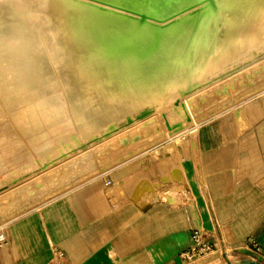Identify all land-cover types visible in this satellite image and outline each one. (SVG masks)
<instances>
[{"label": "bare ground", "instance_id": "1", "mask_svg": "<svg viewBox=\"0 0 264 264\" xmlns=\"http://www.w3.org/2000/svg\"><path fill=\"white\" fill-rule=\"evenodd\" d=\"M0 30L13 32L0 38V77L20 102L35 103L18 123L35 131L50 118L78 129L32 165L52 178L81 175L88 156L123 162L182 132L195 142L212 112L264 91V0H0ZM237 111L241 131L251 121ZM164 177L159 189L183 187L180 170ZM15 193L0 194V204ZM139 193L156 190L147 182Z\"/></svg>", "mask_w": 264, "mask_h": 264}, {"label": "crops", "instance_id": "2", "mask_svg": "<svg viewBox=\"0 0 264 264\" xmlns=\"http://www.w3.org/2000/svg\"><path fill=\"white\" fill-rule=\"evenodd\" d=\"M251 104V127L238 134L236 124L206 123L195 142L177 149L187 151L180 162H151L143 152L115 166L107 163L104 172L93 160V174L62 170L54 179L32 169L37 156L31 144L0 123V194L16 189L14 201L0 204V232L6 236L0 264H182L179 255L189 248L191 230L239 253H245L241 247L249 238L264 251V139H256L259 131L264 135V108ZM176 169L183 173V187L171 183L159 189L158 181ZM144 182L153 185L154 196L139 193ZM225 263L214 251L190 264Z\"/></svg>", "mask_w": 264, "mask_h": 264}, {"label": "rangeland", "instance_id": "3", "mask_svg": "<svg viewBox=\"0 0 264 264\" xmlns=\"http://www.w3.org/2000/svg\"><path fill=\"white\" fill-rule=\"evenodd\" d=\"M194 10L195 9H192L187 14L191 13ZM2 33H13V32L11 31L6 32V30H4L0 32V38L3 36ZM262 57H264V52H263V55L259 57V59H261ZM259 59L257 58L256 61H253L251 63H255ZM10 85H13L12 81H9V80H6L0 77V123L6 124L10 126L12 130L14 129L17 132H19V134L23 137V139L31 144L34 152L36 153L35 155L37 156V159H38V156L39 155L41 156L42 154H44L46 149H49L50 146H55L56 145L55 143H57L58 141H62L68 138L75 137L74 135L78 129L76 127L72 128L73 126L69 125L68 120L66 122L65 121L61 122L60 120H56V122L53 124L52 119L49 118L48 121L39 128V130L34 131L26 127L25 129L22 128L23 125L21 126L20 122L18 123L19 119L23 117V115H25L27 119H29V114L25 112V109L28 107L34 106L35 103H32L33 102L32 97H31L30 103L20 102L17 97H14V95L11 94L13 93L12 92L13 88H11L12 86ZM243 96H242L243 98L241 97L242 98L241 100H244V101L243 102L241 101L236 104L234 102H237V101L232 102L231 104L232 105L234 104L233 106L231 104L230 106L229 105L227 106V107H230V108H227L229 110L222 111L220 113L219 111L212 112L210 114L211 115L210 117L211 119H209L210 121L208 120L206 123L213 122L216 126H227V127L229 125H235L237 115H238L237 110L243 109V108L247 109L249 104L251 103H252L251 106L255 108L256 110L259 109L258 107H260L263 110L264 91L260 92L257 95H253L249 99L247 98L248 95L243 94ZM34 101H35V97H34ZM160 120H162V118H160ZM48 124L49 126H47ZM260 124L264 125V119L262 120ZM187 127H188V130H190L192 128V124H188ZM242 131L240 132L238 131V134H240ZM183 133L184 132L179 134L178 135L179 137L176 136L175 138H173L174 140L169 139V138L167 139L162 138L157 143H153V141L143 143L144 145L142 144L140 147L137 146V149L134 151V154L131 153V155L132 157L138 156L140 155V152L142 151L144 152L143 153L144 157L148 158L151 162L154 161L155 159L164 161V160L171 159V158H175L178 162H180L183 159V157L186 156L187 151H184V150L179 151L177 149L179 147L181 148L186 147V144L190 142L189 133H186V132L184 134ZM248 136L249 135L245 137L247 138ZM257 136H258V138H256L257 141H261L264 139V135L260 131L257 133ZM254 141H255V138H252V135L247 138V142H254ZM151 143H153L154 146L150 145ZM145 144L146 145L148 144L149 146L148 145L146 146ZM72 153H76V151ZM132 157L130 156V158ZM89 158L90 160L88 161L86 165L90 166V168L82 172V174H85V175L87 174V176L90 174H93V172L95 171V168L92 165V162L94 159H92L93 157L88 156V159ZM106 164L107 163L105 164L103 163V165H101V172H104L107 169ZM82 169H85V167ZM177 189L184 191L183 188H177Z\"/></svg>", "mask_w": 264, "mask_h": 264}, {"label": "built area", "instance_id": "4", "mask_svg": "<svg viewBox=\"0 0 264 264\" xmlns=\"http://www.w3.org/2000/svg\"><path fill=\"white\" fill-rule=\"evenodd\" d=\"M4 244H6V236L5 233L0 232V245ZM241 249L245 253H239V248H232L229 245H225L222 241H209L203 232L191 230L189 248L182 252L179 258L182 264H190L210 255L214 251H219L232 264H238L244 260L264 264V251L255 240L247 239ZM234 252L241 255L240 260L232 259L233 257L231 256H233Z\"/></svg>", "mask_w": 264, "mask_h": 264}, {"label": "water", "instance_id": "5", "mask_svg": "<svg viewBox=\"0 0 264 264\" xmlns=\"http://www.w3.org/2000/svg\"><path fill=\"white\" fill-rule=\"evenodd\" d=\"M145 184H146V182H144V186H145ZM133 198L135 199V201H137L138 198H139V195L134 194V195L132 196V199H133ZM225 262H226V264H232V263H230L226 258H225ZM238 264H259V263H253V262H250V261L244 260V261H242V262H239Z\"/></svg>", "mask_w": 264, "mask_h": 264}]
</instances>
